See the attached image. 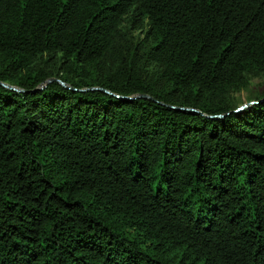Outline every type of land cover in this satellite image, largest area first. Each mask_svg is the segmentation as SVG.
<instances>
[{
	"label": "trees",
	"instance_id": "1",
	"mask_svg": "<svg viewBox=\"0 0 264 264\" xmlns=\"http://www.w3.org/2000/svg\"><path fill=\"white\" fill-rule=\"evenodd\" d=\"M261 76L264 0H0V264H264Z\"/></svg>",
	"mask_w": 264,
	"mask_h": 264
},
{
	"label": "rangeland",
	"instance_id": "2",
	"mask_svg": "<svg viewBox=\"0 0 264 264\" xmlns=\"http://www.w3.org/2000/svg\"><path fill=\"white\" fill-rule=\"evenodd\" d=\"M264 91V77H253L250 80V84L247 89L236 92L232 95L233 102L235 106H240L244 103H247L248 100L252 99V97L260 92Z\"/></svg>",
	"mask_w": 264,
	"mask_h": 264
},
{
	"label": "water",
	"instance_id": "3",
	"mask_svg": "<svg viewBox=\"0 0 264 264\" xmlns=\"http://www.w3.org/2000/svg\"><path fill=\"white\" fill-rule=\"evenodd\" d=\"M52 80H55V81L59 82L61 85L65 86L66 88H70V89L77 90V91L100 90V91H104V92L110 93L109 90H106V89L101 88V87H98V86L89 87V88L75 89V88H72L69 84H67V83H65V82H63V81H61L60 79H57V78H50V79H47V80L44 82V84L47 83V82H50V81H52ZM0 85L4 86V87H6V88L12 89V90H21L19 87L14 86V85H10V84H8V83H6V82H1V81H0ZM134 96H135V97H139V98H148V99L151 98L149 95H146V94H136V95H134ZM250 103H251V102L244 103V104L238 106L235 110H236V111H238V110H242L243 108H245V107H246L247 105H249ZM171 107H173V106H171ZM173 108H174V107H173ZM219 116H221V115H219Z\"/></svg>",
	"mask_w": 264,
	"mask_h": 264
}]
</instances>
